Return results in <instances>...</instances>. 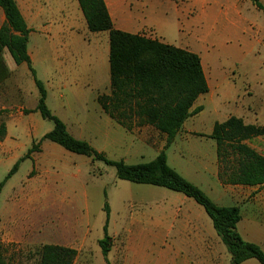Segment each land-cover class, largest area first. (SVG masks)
<instances>
[{"label":"rangeland","instance_id":"rangeland-1","mask_svg":"<svg viewBox=\"0 0 264 264\" xmlns=\"http://www.w3.org/2000/svg\"><path fill=\"white\" fill-rule=\"evenodd\" d=\"M260 2L264 5V0ZM67 3L66 9L57 14L50 25L40 26L60 36L55 39L44 34L31 36L28 48L34 53L32 67L37 79L47 91L49 110L65 123L73 137L92 146L89 126L94 123L91 119L96 114L94 106L100 107L96 102L98 96L111 91L109 34L90 32L77 0H67ZM239 3L246 24L230 36H223L218 23L212 28L215 34L212 33L210 40H202L196 34L189 48L201 57L209 81L214 82V71L223 76L216 82L223 81L225 85L216 99V102L222 101L223 115L236 105L243 118L252 121L256 114L264 116V13L250 0ZM19 6L27 19L25 3ZM4 23L5 15L1 10L0 28ZM146 34L156 37L152 31ZM1 73L0 126L5 124L7 135L10 128L9 140L14 145L23 147L25 144L30 150L40 143V151L32 154L31 160L20 162L18 171L0 193V264H39L41 250L46 245L76 250L74 264H157L154 251L140 248L137 231L131 230L128 234L123 226L130 212L140 215L137 218L144 226H153L156 220L151 214L153 203L161 198V192L157 191L168 190L120 180L114 167L42 141L54 124L36 111L40 95L28 66L17 67L5 55L2 62L0 60V76ZM67 77L69 81L75 77H92V85L84 90H63L61 86L67 82ZM222 93L226 96L222 97ZM118 131L108 139H92L106 152L92 147L109 160L124 161L130 166L150 163L155 158V150L133 146L131 136L123 129ZM105 140L115 141V146H107ZM195 143L201 149L205 145ZM46 145L56 150L59 147L62 152L52 149L42 154ZM68 153L71 159L67 158ZM171 153H179V149L173 147ZM33 156L38 159L34 160ZM188 161L198 164L199 159L188 156ZM13 167L14 162L0 151V185ZM220 204L224 205H219L221 207L238 206L231 199ZM108 210L111 250L104 256L99 241L105 237ZM259 242L264 251V237ZM250 264L260 263L252 260Z\"/></svg>","mask_w":264,"mask_h":264},{"label":"trees","instance_id":"trees-1","mask_svg":"<svg viewBox=\"0 0 264 264\" xmlns=\"http://www.w3.org/2000/svg\"><path fill=\"white\" fill-rule=\"evenodd\" d=\"M77 1L89 31L109 34L111 91L109 94L100 95L98 104L106 115L128 132L134 128L153 127L166 136L168 149L184 123L203 110L196 108L192 111L198 98L208 94L210 90L201 57L157 39L115 29L104 0ZM250 1L264 13V5L260 0ZM0 8L6 17L0 29V60L2 62V57L6 55L15 66H28L40 95L36 111L44 120L54 124L53 130L42 141H50L72 154L104 162L116 169L117 178L120 180L165 188L193 199L212 220L218 236L231 256L230 264H244L249 260L264 264L263 249L244 240L238 232V224L242 220L240 207H221L215 204L199 187L169 166L165 151L150 163L130 166L124 161L109 160L88 142L73 137L65 123L47 106V91L42 81L37 79L28 52L32 30L16 1L0 0ZM6 135V126L2 124L0 142ZM260 136H264V127L248 125L243 119L234 116L215 124L210 138L217 143L219 179L222 184L264 186V157L250 145L253 139ZM39 146L40 143L32 147L14 165L0 185V193L6 182L18 171L20 162L39 152ZM106 212L105 237L99 241L104 256L111 250V237L107 233L110 213L109 210ZM77 254L72 248L46 245L41 250L39 264H74Z\"/></svg>","mask_w":264,"mask_h":264},{"label":"crops","instance_id":"crops-1","mask_svg":"<svg viewBox=\"0 0 264 264\" xmlns=\"http://www.w3.org/2000/svg\"><path fill=\"white\" fill-rule=\"evenodd\" d=\"M15 1L20 11L22 10L19 5H23V3L26 5L28 15L25 20L32 30L30 37L44 34L55 39L60 36V34H54V30H42L41 27L50 25L56 19V15H60L62 10L66 9L67 0ZM104 1L115 29L147 37H151V34L146 33L152 31L156 35L155 38L151 37L152 39H157L168 45H175L193 53L195 52L189 48V44L194 41L196 34L202 40H210L215 34L212 28L217 27L219 23L223 36H227V34L230 36L237 31L238 27L247 23L242 15L240 0ZM212 33L214 34L212 35ZM45 47L47 48L46 45ZM28 50L33 61L34 53L31 49L28 48ZM205 76L210 89L209 93L200 96L192 108V111L196 108H202V112L190 117L184 123L174 143L168 149H166V136L153 127H139L128 132L106 115L99 106H94L93 111L96 114L91 117L94 123L89 126L92 134L89 141L97 150L106 152L104 147L100 148L99 145L98 148L92 139L99 137L108 139L112 133L118 134V130L123 129L126 134L131 136L130 143L133 146H146L150 150L156 151L153 160L162 151H165L169 166L187 181L202 189L215 204L224 206L220 203L228 199L236 202L241 209L242 216V220L238 224V232L244 240L260 246L259 241H262L264 237V186L249 187L222 184L219 179L217 143L210 136L213 134L216 123L225 122L233 116L243 119L248 125L260 127H264V116L256 114L254 120L248 121L238 112L236 105L233 109L224 112L225 115H223L220 105L222 101L216 102V99H219L220 88L225 86L223 81L216 82L223 76L214 71L215 83L208 80L206 73ZM66 80L67 82L61 86L63 90H84L89 84L92 85V77H75L70 81L67 77ZM221 96L226 95L222 93ZM96 102L98 105V98ZM85 106L90 113L91 110L87 109V102ZM82 122L85 123L83 120ZM9 129L6 140L0 146V151L15 165L26 155L30 147L25 144L22 147V145L17 146L13 142L11 143ZM105 141L107 146H115V141ZM195 142H201L205 145L201 149ZM250 145L264 157V136L253 139ZM173 147L178 148L179 153H171ZM58 148L59 152L60 149ZM52 149L56 150L49 145L43 146L42 154L43 152L47 154L46 150ZM68 154L66 155L67 158L71 159L70 153ZM188 156L199 159L198 164L190 163ZM32 158L38 159L36 156ZM157 192H161L159 196L161 198L153 203L151 214L156 218L153 226L150 228L144 226L141 219L137 218L140 215L131 212L124 222V232L129 234L134 230L137 231L134 233L137 234L141 249L148 248L154 251L158 259L157 264H230L231 256L202 206L181 193L171 190L167 192L158 190ZM141 218L143 219V216ZM250 261L252 260L244 264H250Z\"/></svg>","mask_w":264,"mask_h":264}]
</instances>
